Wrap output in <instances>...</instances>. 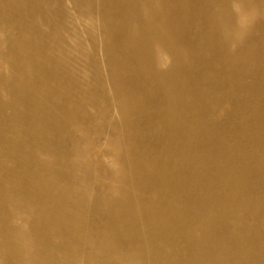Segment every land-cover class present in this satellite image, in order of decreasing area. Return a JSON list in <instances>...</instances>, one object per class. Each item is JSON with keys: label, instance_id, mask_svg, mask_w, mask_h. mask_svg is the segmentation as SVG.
Here are the masks:
<instances>
[{"label": "bare ground", "instance_id": "1", "mask_svg": "<svg viewBox=\"0 0 264 264\" xmlns=\"http://www.w3.org/2000/svg\"><path fill=\"white\" fill-rule=\"evenodd\" d=\"M61 1L0 0V36L17 31L0 48V264H140L147 256L157 264H264V113L242 109L245 94L264 96V0H67L74 17L102 24L99 54L91 44L85 54L87 91L48 50L66 61L73 54L48 31L63 27ZM7 14L27 24L7 23ZM21 94L35 100L20 107ZM103 122L112 137L89 138V169L71 174L81 163L69 141ZM245 128L261 134L247 140ZM100 165L111 167L108 183H89L100 188L93 213L109 217L105 258L80 242L65 257L60 246L80 232L64 205L89 199L72 182L80 176L83 185ZM34 177H53L63 191Z\"/></svg>", "mask_w": 264, "mask_h": 264}, {"label": "rangeland", "instance_id": "2", "mask_svg": "<svg viewBox=\"0 0 264 264\" xmlns=\"http://www.w3.org/2000/svg\"><path fill=\"white\" fill-rule=\"evenodd\" d=\"M23 1L25 4L26 3L25 0ZM53 6H54L53 3H48L46 7V11H48L47 14H48V18L50 22L55 23L54 19L56 16L52 17L51 15L52 11H54ZM61 7H63L64 12H65L64 19H63V25H62L63 27H55L48 31L51 36L54 35L56 40L61 39V41L59 42L61 47H63L64 49H70L73 52V54H69L70 58L68 59V61H66V59L64 60L63 55H61V53L57 50V48L53 49V48L48 47V50L53 54V57L62 56V61H64L63 63L64 68L66 70L73 72L77 84L81 85L82 89L87 91L89 89L88 87H90V86H87V83L89 82L92 75L85 68V54L89 50L88 46L90 44L92 45L94 52H98L99 54L100 43H101V36H100L99 28H100V25L102 24L98 21L96 15L90 16V17H83V16H79V18L74 17L72 5L68 3L67 0L61 1ZM31 8L35 9L34 19L37 21L36 33L39 38L38 39L39 48L41 49L43 48V45L41 44L40 36L44 28L41 26L42 22H40L38 18V14H39L38 8L39 7L34 6ZM1 19H3L7 23L10 19H14L18 22L25 21V23L27 24V18H20L19 16L9 17L7 14V15L2 16ZM0 29H2L1 26H0ZM88 32H92V35L89 36ZM11 34L16 35L17 31L10 29L8 32H6V35L2 34L0 36L1 41H3V45L0 46L1 49H4L7 47L4 41ZM20 43L21 42H16V45H19ZM6 73H8V71H6ZM68 85L72 86L71 84H68ZM95 91L97 92L98 95H101V91H99V88H96ZM140 96H142L143 99H146L148 97L147 95H143V94H140ZM34 100L35 98L31 96H26L25 94H21L19 95V98H17L15 101L20 105V107H22V103H24L23 106L25 107L27 106L28 103ZM243 100L246 102L243 103L242 109L246 110L247 115L250 114V111L248 109L249 106H253V107L257 106L258 110L264 113V96L247 93L243 96ZM101 104H102V101H100L95 107L99 108L101 107ZM81 105L85 106V102H82ZM256 113L257 112L253 113L250 116V118H252ZM99 123L96 125V127H94L93 125L91 126L85 125L83 131L80 133L81 137L84 135L85 138H82L79 141H75L74 139L72 142L69 141V143H71V146H73L72 148L71 147L69 148L70 149L69 153L71 154V156L76 157L77 155L79 157V162L81 163V166H79L80 170H75L73 168L70 171L71 174L73 172L75 173L76 171L82 174L83 172L89 169L87 167V162L84 163V161L87 159L85 150H86V147L88 146L87 140L89 138L93 139L94 141L98 143H104L105 141H108L112 137V128L107 127L106 123L103 122L101 123V126L104 128L99 129L98 128ZM44 132L48 133L51 140L57 141L56 136L52 138V135L54 133L53 130L45 128ZM256 134H261V133H258L257 130L255 132L252 130L251 132L250 130H247L246 128L244 129V135H247L248 137L247 140H250L251 137L254 138ZM22 140H24L23 137H22ZM262 142L264 143V139L262 140ZM28 150H29L28 148L27 150H21L18 153V156L23 157V158L26 157L28 155ZM46 159L50 164L55 162V159L53 156H46ZM108 159L110 158H107L105 161H107ZM9 160H10L9 163H11L12 160L10 158ZM30 165L37 168V165L35 163H31ZM99 170L100 172L98 175L96 173H93V175H91L92 178L90 180L85 181L83 185L81 183L82 181H81L80 176H75L72 182V184L78 188L85 189V190L87 189L86 191L89 193V199H88V202L82 201V203L76 202L73 204L67 203L64 205V207L69 212L74 214V217H73L74 220H71L72 221L71 223L77 226L80 232V236L74 237L71 241L69 240L67 246H60V249H61L60 254L62 252L65 253V257H68V254L70 252L75 253L78 249L77 243L80 242L81 247L83 248V252H85L87 255L88 253H93L94 259L100 258L101 260H103V258H105L103 254H104L105 247H106V233L103 232L101 229L103 226H105L106 220L104 218H109V217L98 216L93 213L91 203L95 201L96 198H99L100 188H99V185H93L91 187L89 182L93 180L96 181L98 180V178H101L102 181H105V180L107 181L108 176L106 175L110 173L111 167H108V165H105L102 167L100 165ZM43 179L44 178L34 177L32 178L31 181L38 187L51 188L55 194H59L61 191H63V189H61L60 186L56 183L57 180L55 178L51 177L49 181H43ZM111 186L114 188L117 186V183L113 181L111 182ZM5 190L7 193L14 191L12 187H7L5 188ZM132 191L133 190L131 189L130 192ZM75 198H78V195H76ZM40 207L41 206H39V211H40ZM54 207L55 205L53 204H49L46 206L47 209L48 208L52 209ZM3 208H5V212L7 213V216L10 218L11 216L10 214L12 212L11 206L6 204V206L4 205ZM151 213H152L151 210L146 211L147 215ZM21 215L24 218L27 217V214L25 211H22ZM239 218H243V215L239 214ZM67 221H70V219L68 218ZM40 222L43 223L41 218H40ZM95 223H98V225L96 226ZM97 236H99L98 242L95 241ZM110 238L112 240H118L117 238L119 237H117L115 234H112ZM59 258H64V257L59 256ZM140 264H157V262L153 258H150L147 256L146 258L141 259Z\"/></svg>", "mask_w": 264, "mask_h": 264}]
</instances>
